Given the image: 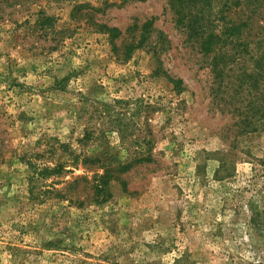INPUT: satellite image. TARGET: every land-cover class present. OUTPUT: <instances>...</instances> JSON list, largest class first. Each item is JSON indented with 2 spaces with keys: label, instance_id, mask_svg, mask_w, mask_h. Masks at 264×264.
<instances>
[{
  "label": "rangeland",
  "instance_id": "rangeland-1",
  "mask_svg": "<svg viewBox=\"0 0 264 264\" xmlns=\"http://www.w3.org/2000/svg\"><path fill=\"white\" fill-rule=\"evenodd\" d=\"M0 264H264V0H0Z\"/></svg>",
  "mask_w": 264,
  "mask_h": 264
},
{
  "label": "trees",
  "instance_id": "trees-1",
  "mask_svg": "<svg viewBox=\"0 0 264 264\" xmlns=\"http://www.w3.org/2000/svg\"><path fill=\"white\" fill-rule=\"evenodd\" d=\"M112 31H113L114 33H117L116 29H113Z\"/></svg>",
  "mask_w": 264,
  "mask_h": 264
}]
</instances>
